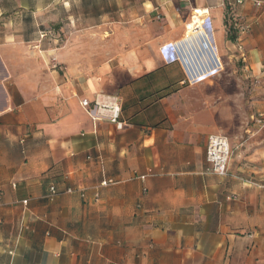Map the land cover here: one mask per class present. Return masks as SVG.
<instances>
[{"label":"crops","instance_id":"crops-1","mask_svg":"<svg viewBox=\"0 0 264 264\" xmlns=\"http://www.w3.org/2000/svg\"><path fill=\"white\" fill-rule=\"evenodd\" d=\"M58 1L0 0V264H264V5L226 0L227 22L215 0H149L146 12L166 16L160 55L80 56L78 70L61 74L25 39L27 18L55 20ZM192 11L186 27L215 16L203 25L215 49L202 25L185 29ZM235 23L252 29L240 36ZM176 43L249 61L239 131H222L212 106L182 102L184 91L169 95L187 80ZM83 100H117L123 129L94 122ZM221 132L232 148L225 177L206 160ZM104 180L115 184L99 188Z\"/></svg>","mask_w":264,"mask_h":264},{"label":"rangeland","instance_id":"rangeland-1","mask_svg":"<svg viewBox=\"0 0 264 264\" xmlns=\"http://www.w3.org/2000/svg\"><path fill=\"white\" fill-rule=\"evenodd\" d=\"M58 2L55 20L48 22L47 19H42L40 21L36 16H31L25 21V39L33 40L31 49H36L35 46L39 48L36 51L47 71L57 70L63 74L71 69L70 66L74 70H78L82 66L79 63L80 56L98 55L102 60H106L128 55L155 57L162 52L164 44L162 41L158 43L156 38L165 32L164 19L166 16L146 12L152 9L151 4L148 3L149 0H70L71 13L66 15L62 10L63 1ZM226 2V0H215L217 6L220 5L227 10L226 21L228 22L232 14L229 9H226L227 4L224 5ZM30 10L28 8L29 12ZM204 13H208V11ZM192 14L193 11L185 19V29ZM214 18L213 15L210 17L206 15L203 18L196 17L188 24V33L194 32L195 29L198 31L197 26L201 25V29L206 32L204 26L207 21L210 26ZM212 24L217 43L219 37L214 23ZM30 27L33 30L27 31ZM86 28L88 31H85ZM34 31L37 33L35 34ZM43 34L47 35L43 37ZM204 35L212 48L215 49L209 33L206 32ZM176 45L181 48L180 43H176ZM187 55L190 58L193 56ZM69 57H71L72 63L66 64L65 61H69ZM193 58L195 57L193 56ZM226 59H222V67L219 71L197 81L200 84L195 87H198L196 89L199 90L188 89L195 83H185L183 86H176L169 92V95L182 90L184 91L182 102L193 105L195 109L203 105L212 106L211 113L215 116L218 126L222 131L228 130L229 133H233L239 131L247 121L251 86L249 80L242 77L244 73L251 70H247L249 61L239 64L235 59L232 61ZM92 66L89 65V68ZM96 66H100V64ZM124 66L127 67V65ZM205 72H207L206 69L197 73V76L201 77ZM203 109L205 110V108ZM221 134L228 137V134L224 132Z\"/></svg>","mask_w":264,"mask_h":264},{"label":"built area","instance_id":"built-area-1","mask_svg":"<svg viewBox=\"0 0 264 264\" xmlns=\"http://www.w3.org/2000/svg\"><path fill=\"white\" fill-rule=\"evenodd\" d=\"M246 2H252L255 6L264 5V0H235L237 5L244 4ZM252 29V25L250 24H240L235 23L234 30L237 32L238 35L242 36L248 33ZM47 34H43L42 36H46ZM181 47V45H180ZM182 48V47H181ZM240 50L243 49L242 45H240ZM175 52L178 56L179 61L181 62L183 68L187 74V80L183 82L185 83H196L197 81L203 80L204 78L208 77L209 75L219 71L222 67L221 59L216 55L213 51V56L211 58L208 55L204 54L203 52H197L194 55V51L183 50L180 54V49L178 45H174ZM177 50V51H176ZM186 54H190L195 57V61L192 63V66H185L181 59H184ZM212 61H211V60ZM213 63L214 71L208 73L207 75L201 77L200 79L194 80V75L205 70L209 67V64ZM217 68V69H216ZM194 80V81H193ZM82 106L88 111L89 115L91 116L94 122H101L103 120L109 121L117 126L118 129H123L124 122L121 121V113H122V106L121 104L115 100L112 102L102 103L99 104L97 102L92 104L88 100L82 101ZM232 157V148L228 137L223 135H211L207 141V149H206V160L210 165V171L218 176L225 177L228 175L230 161ZM115 182L113 180H104L101 182L99 188H106L114 185ZM52 193H55V188L52 187ZM99 193L96 195L99 198ZM27 204V202H24Z\"/></svg>","mask_w":264,"mask_h":264},{"label":"bare ground","instance_id":"bare-ground-1","mask_svg":"<svg viewBox=\"0 0 264 264\" xmlns=\"http://www.w3.org/2000/svg\"><path fill=\"white\" fill-rule=\"evenodd\" d=\"M187 28V30H188V26L186 27ZM200 30V29H199Z\"/></svg>","mask_w":264,"mask_h":264}]
</instances>
